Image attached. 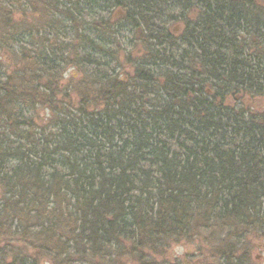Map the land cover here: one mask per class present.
I'll return each mask as SVG.
<instances>
[{
    "label": "trees",
    "instance_id": "trees-1",
    "mask_svg": "<svg viewBox=\"0 0 264 264\" xmlns=\"http://www.w3.org/2000/svg\"><path fill=\"white\" fill-rule=\"evenodd\" d=\"M3 50L0 264H135L264 218V111L243 106L264 0H0Z\"/></svg>",
    "mask_w": 264,
    "mask_h": 264
},
{
    "label": "rangeland",
    "instance_id": "rangeland-1",
    "mask_svg": "<svg viewBox=\"0 0 264 264\" xmlns=\"http://www.w3.org/2000/svg\"><path fill=\"white\" fill-rule=\"evenodd\" d=\"M121 12L120 9L114 10L112 15L117 19L122 14ZM174 26L177 27L178 25ZM17 55L16 51L7 53L3 50L0 53V72L12 70ZM131 55L134 59L137 57L136 52H132ZM69 75H76L74 68L69 67L66 69L63 75V83H67ZM243 106L252 107L254 111L262 112L264 111V97L251 99V101L247 100L243 103ZM41 117L44 119V111L37 108L36 123L44 122L41 121L43 120ZM214 221L205 219V224L198 226L189 238H185L180 242L168 243L169 246L163 250V247L159 248L158 253L154 255L145 252L141 262L138 260L135 261V264H160L161 262L164 263V260L168 264H225L223 261L214 258V255L217 257L216 253L221 250L233 251V255L237 257V262H234V264H264V218L254 219V225H249L250 227L245 230L230 229L224 222ZM122 263L132 264L127 260L125 262L122 259L118 260V264ZM39 264L51 263L46 258L40 261Z\"/></svg>",
    "mask_w": 264,
    "mask_h": 264
}]
</instances>
